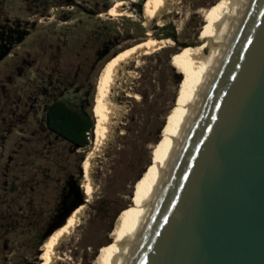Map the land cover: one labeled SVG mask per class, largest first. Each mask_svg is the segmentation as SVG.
<instances>
[{
	"label": "rangeland",
	"instance_id": "1",
	"mask_svg": "<svg viewBox=\"0 0 264 264\" xmlns=\"http://www.w3.org/2000/svg\"><path fill=\"white\" fill-rule=\"evenodd\" d=\"M141 1L0 0V264L45 261L41 253L48 244L38 248L39 236L56 224L68 203L80 202L82 194L72 186L77 180L84 196L78 207L84 210L59 248V264H103L115 242L180 94L185 74L174 58L207 41L204 11L217 0H182L175 11L150 21L156 0H145L143 10L137 6ZM121 2L125 14L117 10ZM165 24L174 27L163 29ZM173 32L178 41L158 38ZM152 38L170 41L165 51L144 57L133 86L140 97L120 98L129 110L94 168L95 191L88 201L84 150L47 128L46 108L56 99L89 112L94 107L97 137L106 61ZM169 54L183 75L180 82L166 62Z\"/></svg>",
	"mask_w": 264,
	"mask_h": 264
},
{
	"label": "water",
	"instance_id": "2",
	"mask_svg": "<svg viewBox=\"0 0 264 264\" xmlns=\"http://www.w3.org/2000/svg\"><path fill=\"white\" fill-rule=\"evenodd\" d=\"M124 264H264V0L244 1Z\"/></svg>",
	"mask_w": 264,
	"mask_h": 264
},
{
	"label": "bare ground",
	"instance_id": "3",
	"mask_svg": "<svg viewBox=\"0 0 264 264\" xmlns=\"http://www.w3.org/2000/svg\"><path fill=\"white\" fill-rule=\"evenodd\" d=\"M181 1L156 0L148 12L147 20H153L162 13L175 11ZM244 1L217 0L211 7L206 8L204 11L206 23L202 28V36L207 41L200 43V45L198 44L199 46L194 49H186L175 56L174 63L185 74L181 83L179 97L166 117L167 124L161 139L153 147L152 163L137 187L136 195L133 198L134 205L126 209L121 227L117 232V238L105 251L103 264L125 263L131 242L155 202L158 190L167 172L168 164L178 142L184 135L193 107L213 69L215 61L225 46L231 29L238 20ZM125 5L126 2H121L117 7V10L122 14H125ZM169 41V39L152 38L122 53L119 57L120 53H118L104 68L108 69L110 66L105 77V98L101 106L96 145L91 155L88 156L84 168L88 201L95 191L92 182L94 168L99 158L105 154V150L115 138L117 129L124 122L129 110V106L121 102L120 98L124 95L139 96V93L133 91V86L140 75L138 70L142 67L144 57L158 51ZM191 46L188 45L190 48ZM83 210L84 205L79 207L74 213L71 212V216L69 215L67 218V224L61 225L60 229L51 232L49 236V239L50 237L51 239L46 248L43 264H59L62 260L59 248L80 224Z\"/></svg>",
	"mask_w": 264,
	"mask_h": 264
},
{
	"label": "trees",
	"instance_id": "4",
	"mask_svg": "<svg viewBox=\"0 0 264 264\" xmlns=\"http://www.w3.org/2000/svg\"><path fill=\"white\" fill-rule=\"evenodd\" d=\"M144 11H145V8H144ZM140 27L144 33L145 32L144 26L142 24H140ZM169 27H174V26L172 24H165L163 26V29H167ZM158 38H172L175 41H178V37H177L175 32L167 33L164 37H158ZM139 43L141 44V42H139ZM139 43H137V44H139ZM123 50H121L122 52L119 51L118 53H120V52L123 53L126 51V50H124V51ZM161 50L165 51L166 49L162 48ZM166 60H167L166 62L168 64V67H170V69L172 70L174 75L177 76V78H178L177 82H180L183 79V75L178 71L177 66H175L174 64L171 63L173 60V54H169ZM176 70L180 74L178 72H176ZM105 74H106V72H105ZM101 77H102V75H101ZM101 77H100L101 86H100L99 97L101 96L102 86H103V82H104V79L102 81ZM104 77H105V75H104ZM95 89H96V86H95ZM92 103L94 105V97H93ZM44 121L46 123L47 128L50 131H52L53 133L57 134L60 137L65 138L66 140L71 142L76 148H82L84 150L81 162L84 159V161H85L84 165H85V163L87 162L88 156L91 155V152H92L94 146L96 145V134H95V132H96V127H97V125H96L97 116L95 119V114H94L93 110L91 112H89L83 108H77V107L73 106L72 104L68 103L64 99H56V100L52 101L47 106L46 111H45V115H44ZM85 152H86V155H85ZM84 156H85V158H84ZM72 186H73V189L76 191V193L82 194L80 202H78L77 204L75 203V201L68 203L69 205L67 206V208L61 213V215L59 214L60 219L56 221V224L50 230L47 229L45 232H43L39 236L38 248L40 247V245L42 243L48 244V242L51 239V237L49 239V236L51 235L50 232L53 229H55L57 226H59L61 223H62L61 225H66L68 222L67 218L69 217L71 212L74 213L79 208L78 207L75 209L74 207L83 203L84 196H83L82 191H80V189H79L80 180H77L76 184L73 183ZM69 211H71L70 214L66 217V219H64L65 216L69 213ZM60 228H58V229H60ZM119 228H120V226L118 227L117 231L119 230ZM58 229H56V231ZM55 233H57V232H55ZM54 234H52V235H54ZM46 237H48V238L45 239ZM45 251H46V248H45L44 252L41 253V255L42 254L44 255ZM43 262H44V259L42 258V261L39 264H43ZM35 264H38V263H35Z\"/></svg>",
	"mask_w": 264,
	"mask_h": 264
}]
</instances>
